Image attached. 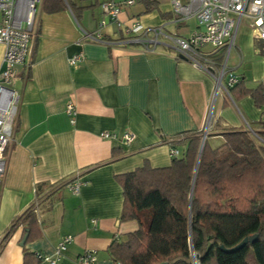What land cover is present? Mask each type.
Instances as JSON below:
<instances>
[{
	"label": "crops",
	"instance_id": "1",
	"mask_svg": "<svg viewBox=\"0 0 264 264\" xmlns=\"http://www.w3.org/2000/svg\"><path fill=\"white\" fill-rule=\"evenodd\" d=\"M101 1L69 0L71 7L56 12L44 10L43 0L36 6L27 62L15 68L13 87L20 100L0 179V264H22L24 252L52 256L66 235L72 239L56 264H77L85 250L95 251V264H113L106 250L112 238L138 227L136 220L119 219L118 175L144 164L168 165L170 147L180 152L187 133L202 134L209 114L204 140L211 147L230 129L251 123L254 130L262 129V106L250 95L235 98L234 104L223 93L213 98L211 76L175 56L169 40L147 52L139 44L108 45L83 36V31H99L115 40L133 20L188 36L200 29L193 17L177 21L171 0H151L150 9L144 0H134L112 20L102 13ZM232 51L238 62L230 69L254 88L245 80L248 73L253 80L262 76L264 53L246 21L236 30ZM3 52L0 44V70ZM75 52L82 59L70 66L67 60ZM69 100L76 111L73 122L65 112ZM124 132L133 135L128 143L121 139ZM75 181L81 182L77 194L68 187ZM29 209L35 221L27 234Z\"/></svg>",
	"mask_w": 264,
	"mask_h": 264
},
{
	"label": "trees",
	"instance_id": "2",
	"mask_svg": "<svg viewBox=\"0 0 264 264\" xmlns=\"http://www.w3.org/2000/svg\"><path fill=\"white\" fill-rule=\"evenodd\" d=\"M144 2L147 9L153 5ZM67 6L69 0H43L47 12ZM215 60L220 61V54ZM229 94L233 100L250 95L257 106H264L262 84L248 88L239 78ZM256 133L257 139L230 129L216 147L204 140L198 163L201 134L187 133L168 165L144 164L118 175L123 196L119 219L136 220L138 227L112 238L106 250L113 264H194L195 256L196 264H264V122ZM25 218L29 234L34 212L27 210ZM252 234L256 238L237 251L219 249ZM43 256L24 252L22 264H37Z\"/></svg>",
	"mask_w": 264,
	"mask_h": 264
},
{
	"label": "built area",
	"instance_id": "3",
	"mask_svg": "<svg viewBox=\"0 0 264 264\" xmlns=\"http://www.w3.org/2000/svg\"><path fill=\"white\" fill-rule=\"evenodd\" d=\"M41 0H0V44L4 47L2 69L0 70V179L6 168V148L12 140L16 123L20 92L14 87L17 65H25L30 53V44L33 32V20L36 6ZM134 0L115 2L102 0L100 8L102 13L112 20H117L122 6L132 4ZM172 11L177 21L190 17L196 20L200 29L188 36H181L164 30L163 25L151 27L143 26L139 21L133 20L122 28V37L115 40H106L99 31L83 36L90 41L106 42L108 45L124 46L128 43L139 44L144 51L154 52L156 45L162 39L171 42L175 56H180L194 66L207 72L214 82L213 98L218 93L230 97L229 88L235 85L239 78L228 66L229 55L235 48V36L238 26L245 20L255 31V38L261 43L264 53V0H171ZM103 21L100 22V26ZM208 47V49H205ZM220 54V61L215 56ZM82 59L81 52L73 53L67 60L73 66ZM228 99V98H227ZM232 100V98H231ZM234 102V101H233ZM65 112L73 122L75 108L69 100ZM209 114L204 132L205 136L210 126ZM262 121H264V106H262ZM258 138L256 130L245 124L243 129ZM104 138H113L115 134L101 132ZM125 143L133 139V135L124 132L121 137ZM170 156L179 154L175 147H170ZM81 182L75 181L68 185L69 189L77 194ZM37 202L32 210L35 211ZM95 222V220H92ZM72 237L66 235L58 242L52 256H43L42 260L56 264L66 245ZM77 264H95L94 250H85L78 255Z\"/></svg>",
	"mask_w": 264,
	"mask_h": 264
},
{
	"label": "rangeland",
	"instance_id": "4",
	"mask_svg": "<svg viewBox=\"0 0 264 264\" xmlns=\"http://www.w3.org/2000/svg\"><path fill=\"white\" fill-rule=\"evenodd\" d=\"M242 24L243 23H245V20H242V22H241ZM233 53H231L232 55H230L229 56V60H228V66L229 67H231L232 66V64H233V62H238V59H237V57H236V55L234 54V51H232ZM245 83H251V84H253L252 86L253 87H257L258 85H260V84H262V85H264V69H262V76L261 77H259V78H256L255 80H253V78H252V76L248 73V75H247V79L245 80ZM228 99V101L231 103V104H234V102L233 101H235V103H236V100H231V98L230 97H227ZM250 127L252 128V129H256V125L255 124H250ZM260 128H262V125L260 126ZM201 138H202V136H201ZM255 138V137H254ZM257 139V138H256ZM246 249V258H251V250L249 249V248H245Z\"/></svg>",
	"mask_w": 264,
	"mask_h": 264
},
{
	"label": "water",
	"instance_id": "5",
	"mask_svg": "<svg viewBox=\"0 0 264 264\" xmlns=\"http://www.w3.org/2000/svg\"><path fill=\"white\" fill-rule=\"evenodd\" d=\"M203 143H204V136L201 138V141H200V146H199V153H198V158H197V163H198V160H199V156H200V152H201V149H202V146H203ZM191 195H192V189L190 191V198H191ZM256 238V234H252L250 236H247V237H244L240 242H238L237 244H235L234 246L232 247H229V248H225L223 245H220L219 246V249L223 252H227V253H231V252H234V251H237L241 248H243L247 243H250L252 242L254 239ZM25 241V238L22 239V242L21 244H23ZM196 258L197 256L194 257V264H196ZM159 264H167V262H161Z\"/></svg>",
	"mask_w": 264,
	"mask_h": 264
}]
</instances>
